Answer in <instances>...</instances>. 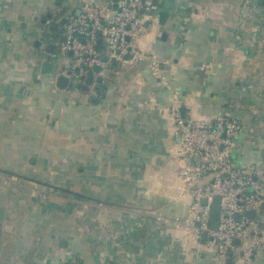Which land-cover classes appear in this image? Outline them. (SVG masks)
Here are the masks:
<instances>
[{
	"label": "crops",
	"instance_id": "1",
	"mask_svg": "<svg viewBox=\"0 0 264 264\" xmlns=\"http://www.w3.org/2000/svg\"><path fill=\"white\" fill-rule=\"evenodd\" d=\"M89 1L0 0V264H217L184 224L177 172L191 160L170 102L178 93L186 120H239L229 156L261 168L264 0H160L138 50L161 62L167 87L148 61L115 60L61 90L43 72L44 34L61 39ZM230 264H264V249Z\"/></svg>",
	"mask_w": 264,
	"mask_h": 264
},
{
	"label": "built area",
	"instance_id": "2",
	"mask_svg": "<svg viewBox=\"0 0 264 264\" xmlns=\"http://www.w3.org/2000/svg\"><path fill=\"white\" fill-rule=\"evenodd\" d=\"M159 1H119L110 11L105 4L90 0L62 26L64 42L50 36L49 43L54 47L52 52H46V57L54 74L70 71L69 78L82 83L90 70L103 71L112 59L123 63L148 61L153 78L167 87L161 62L138 50L147 25L156 22L153 11ZM102 49L106 61L102 60ZM69 53L71 63L64 68ZM126 56L130 58L125 59ZM170 104L172 133L180 141L179 154L191 160L177 172L191 199L184 224L193 230L197 240L205 235L204 245L217 264H225L234 255L249 263L264 249V224L257 216L264 203V186L259 182L264 176V161L261 168L233 164L229 151L242 131L241 122L233 116L186 120L176 92ZM215 196L221 199L216 231L210 228Z\"/></svg>",
	"mask_w": 264,
	"mask_h": 264
},
{
	"label": "water",
	"instance_id": "3",
	"mask_svg": "<svg viewBox=\"0 0 264 264\" xmlns=\"http://www.w3.org/2000/svg\"><path fill=\"white\" fill-rule=\"evenodd\" d=\"M53 29L55 30L56 27H53ZM44 36L47 37V38H49L50 37V34L49 33H45ZM60 41L61 42H64L65 41L64 37H62L60 39ZM104 46H105V43H102V47H104ZM53 47L54 46H52V44L49 43V45L47 47L48 51L49 52H52L53 51ZM68 56L71 57L72 54L69 53ZM129 58H130L129 56H126L125 57V59H129ZM102 60L103 61H106L107 60L106 57H105V55H104V52L103 51H102ZM113 61L114 60L112 59L111 62H113ZM43 72L44 73H50V72L54 73L53 72V66H52V64L49 63V62L44 63L43 64ZM70 74H71L70 71H67L66 74H58L56 76V78H55V86L58 89H61V90L66 89L69 86V84H70V80H69ZM105 75H107V73H105ZM92 79H93V76L92 75H89L88 76V81L91 82ZM100 80L101 79L99 78V81ZM81 90L84 91V90H86V88L82 86L81 87ZM59 108H60V104L57 103L56 106H55V112L58 113ZM181 111H182V117L183 118H186L185 117L186 116L185 109L182 108ZM220 201H221V199H220L219 196H215L212 199V208H211V217H210V228L212 230H215V231L217 230L218 225H219V217H220V210H221ZM200 240L205 241V235H203ZM236 243L238 244V241H236ZM230 263H231V259H228L225 264H230Z\"/></svg>",
	"mask_w": 264,
	"mask_h": 264
},
{
	"label": "trees",
	"instance_id": "4",
	"mask_svg": "<svg viewBox=\"0 0 264 264\" xmlns=\"http://www.w3.org/2000/svg\"><path fill=\"white\" fill-rule=\"evenodd\" d=\"M88 74H89V73H88ZM89 75H90V74H89ZM89 75H88V76H89Z\"/></svg>",
	"mask_w": 264,
	"mask_h": 264
}]
</instances>
